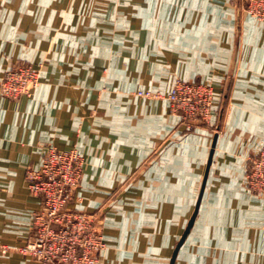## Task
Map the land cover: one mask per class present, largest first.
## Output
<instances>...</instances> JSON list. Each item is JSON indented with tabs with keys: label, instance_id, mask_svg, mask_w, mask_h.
I'll return each instance as SVG.
<instances>
[{
	"label": "crops",
	"instance_id": "crops-1",
	"mask_svg": "<svg viewBox=\"0 0 264 264\" xmlns=\"http://www.w3.org/2000/svg\"><path fill=\"white\" fill-rule=\"evenodd\" d=\"M23 65L37 86L0 96V264H40L13 249L50 147L82 158L70 207L96 218V264H264V197L246 183L264 149V22L240 0H0V77ZM176 81L211 88L209 123L186 130L136 95Z\"/></svg>",
	"mask_w": 264,
	"mask_h": 264
},
{
	"label": "built area",
	"instance_id": "built-area-1",
	"mask_svg": "<svg viewBox=\"0 0 264 264\" xmlns=\"http://www.w3.org/2000/svg\"><path fill=\"white\" fill-rule=\"evenodd\" d=\"M247 14L264 22V0H240ZM38 84L37 70L29 65L8 69L0 78V96L15 100L28 96ZM148 99H166L170 112L190 130L196 122L209 123L213 94L199 83L176 81L167 95L137 92ZM82 158L75 149H46L40 166L26 172V184L41 208L33 214L32 234L13 250L40 264H96L104 247L94 215L71 210L70 203L82 176ZM249 191L264 197V149L249 159L246 173ZM9 247L0 245V254Z\"/></svg>",
	"mask_w": 264,
	"mask_h": 264
},
{
	"label": "water",
	"instance_id": "water-1",
	"mask_svg": "<svg viewBox=\"0 0 264 264\" xmlns=\"http://www.w3.org/2000/svg\"><path fill=\"white\" fill-rule=\"evenodd\" d=\"M7 71V70H6ZM5 71V72H6ZM3 76V75H2ZM1 76V77H2ZM0 77V78H1ZM71 210H75V211H78V212H83V211H81V210H78V209H76V208H71V207H69ZM197 210V209H196ZM196 212V211H195ZM85 213V212H84ZM194 216V215H193ZM192 221H193V217H192V219H191V221H190V223H189V226L191 225V223H192ZM188 230V229H187ZM184 238V237H183ZM180 245V244H179ZM174 257H175V253L173 254V256H172V260H171V264H172V262H173V260H174Z\"/></svg>",
	"mask_w": 264,
	"mask_h": 264
},
{
	"label": "rangeland",
	"instance_id": "rangeland-1",
	"mask_svg": "<svg viewBox=\"0 0 264 264\" xmlns=\"http://www.w3.org/2000/svg\"><path fill=\"white\" fill-rule=\"evenodd\" d=\"M172 114V113H171Z\"/></svg>",
	"mask_w": 264,
	"mask_h": 264
}]
</instances>
